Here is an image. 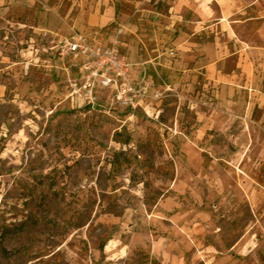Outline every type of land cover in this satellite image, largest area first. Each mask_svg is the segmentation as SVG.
Instances as JSON below:
<instances>
[{
    "label": "rangeland",
    "instance_id": "rangeland-1",
    "mask_svg": "<svg viewBox=\"0 0 264 264\" xmlns=\"http://www.w3.org/2000/svg\"><path fill=\"white\" fill-rule=\"evenodd\" d=\"M172 2L0 0V264H264V0H236L237 84L195 51L164 56L135 109L110 89L89 103L57 54L77 34L131 65L173 57Z\"/></svg>",
    "mask_w": 264,
    "mask_h": 264
},
{
    "label": "crops",
    "instance_id": "crops-1",
    "mask_svg": "<svg viewBox=\"0 0 264 264\" xmlns=\"http://www.w3.org/2000/svg\"><path fill=\"white\" fill-rule=\"evenodd\" d=\"M202 1L203 0H173L170 5V12L172 13L173 19L172 25L183 26L180 30V34L173 42L175 47H171V51L174 52V55L173 57H170L167 52H162L161 54L159 49H156L153 51L156 53L153 59L155 60V63L144 61L142 63L132 64L133 66L131 65L132 67L130 68V72L132 73V76L133 74L134 76L136 73L138 74V78L135 77L138 85L146 83V78H148L150 74L149 72L154 71L156 76H158L162 70L171 68L168 63H162L164 56H166L165 60H167V58L170 59L167 60V62H169L171 59H175L178 56L188 58V53L192 52L195 54V51L202 52L203 57L199 58L202 59L201 62L203 66L201 69H205L207 75L214 80L216 79L217 73H221L218 68L221 62H225L226 60L230 62V60H233L235 63L234 68H232L229 72L224 73L226 75L225 77L218 76V82L237 84L240 74L247 73L250 75L249 66L251 64L250 59L253 52L243 47L241 39L238 37L236 32L237 21L233 17L234 13L238 10L236 0H215L219 6L218 19H215L211 15V7H209V2H211V0H206L207 3H205L207 9H209L208 11L199 9V6L201 5L197 3ZM112 15H114V9H112ZM215 20L219 21L215 22ZM215 23L218 24L219 29L222 30L221 36L223 37L221 41L218 38L215 39L216 45L204 43L200 46V44L193 40L192 36H194L195 33H198L201 30H212ZM189 33H191L190 36ZM215 46L219 49H216ZM145 51H147V48H145ZM121 56L125 59L122 54ZM244 57L248 58L249 61L243 60ZM149 64H152L153 67L149 66ZM187 69L188 65L184 70L191 71ZM223 87L226 88V85Z\"/></svg>",
    "mask_w": 264,
    "mask_h": 264
},
{
    "label": "built area",
    "instance_id": "built-area-1",
    "mask_svg": "<svg viewBox=\"0 0 264 264\" xmlns=\"http://www.w3.org/2000/svg\"><path fill=\"white\" fill-rule=\"evenodd\" d=\"M118 47L117 41L96 44L85 35L76 34L60 41L57 54L73 62L63 70L68 74L73 72L71 69L77 71L76 78L82 83L85 100L89 103L97 88L110 89L121 104L135 109L146 98L147 88L144 84L136 85L130 73L131 64L121 56Z\"/></svg>",
    "mask_w": 264,
    "mask_h": 264
},
{
    "label": "trees",
    "instance_id": "trees-1",
    "mask_svg": "<svg viewBox=\"0 0 264 264\" xmlns=\"http://www.w3.org/2000/svg\"><path fill=\"white\" fill-rule=\"evenodd\" d=\"M103 247V246H102Z\"/></svg>",
    "mask_w": 264,
    "mask_h": 264
}]
</instances>
